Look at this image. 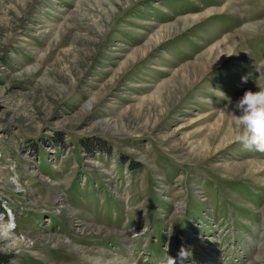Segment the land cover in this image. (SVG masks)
I'll return each mask as SVG.
<instances>
[{
  "label": "rangeland",
  "instance_id": "rangeland-1",
  "mask_svg": "<svg viewBox=\"0 0 264 264\" xmlns=\"http://www.w3.org/2000/svg\"><path fill=\"white\" fill-rule=\"evenodd\" d=\"M261 89L264 0H0L1 264H264Z\"/></svg>",
  "mask_w": 264,
  "mask_h": 264
},
{
  "label": "clouds",
  "instance_id": "clouds-1",
  "mask_svg": "<svg viewBox=\"0 0 264 264\" xmlns=\"http://www.w3.org/2000/svg\"><path fill=\"white\" fill-rule=\"evenodd\" d=\"M235 109L240 115L229 113L238 129L235 140L246 151L264 154V90L245 92L235 104ZM171 264H174L173 260Z\"/></svg>",
  "mask_w": 264,
  "mask_h": 264
},
{
  "label": "bare ground",
  "instance_id": "bare-ground-1",
  "mask_svg": "<svg viewBox=\"0 0 264 264\" xmlns=\"http://www.w3.org/2000/svg\"><path fill=\"white\" fill-rule=\"evenodd\" d=\"M10 227L3 224V221L0 220V232L3 234L4 237H8L9 236V232H10Z\"/></svg>",
  "mask_w": 264,
  "mask_h": 264
},
{
  "label": "trees",
  "instance_id": "trees-1",
  "mask_svg": "<svg viewBox=\"0 0 264 264\" xmlns=\"http://www.w3.org/2000/svg\"><path fill=\"white\" fill-rule=\"evenodd\" d=\"M8 261V258L6 256L0 255V264L5 263Z\"/></svg>",
  "mask_w": 264,
  "mask_h": 264
}]
</instances>
